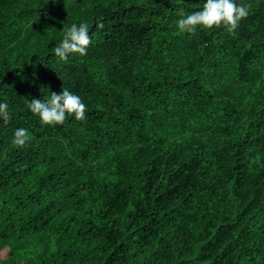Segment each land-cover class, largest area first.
<instances>
[{"label":"trees","instance_id":"16d2710c","mask_svg":"<svg viewBox=\"0 0 264 264\" xmlns=\"http://www.w3.org/2000/svg\"><path fill=\"white\" fill-rule=\"evenodd\" d=\"M237 3L181 34L202 0H0V264H264V0ZM63 88L86 118L42 124Z\"/></svg>","mask_w":264,"mask_h":264},{"label":"clouds","instance_id":"9594fccd","mask_svg":"<svg viewBox=\"0 0 264 264\" xmlns=\"http://www.w3.org/2000/svg\"><path fill=\"white\" fill-rule=\"evenodd\" d=\"M247 15L248 6L237 3V0H202V7L198 11L186 14L181 10L175 26L181 34H194L197 26L201 29L223 26L228 32H233L240 20ZM89 44L88 24L74 23L64 31L63 38L53 49V54L62 61L72 53L83 57L87 54ZM27 108L44 125H62L68 117L79 121L86 118V105L80 96L68 88H63L59 94L51 92L44 99L28 100ZM0 120H9V105L6 102H0ZM31 139L28 129L18 128L13 133L12 143L22 147Z\"/></svg>","mask_w":264,"mask_h":264}]
</instances>
